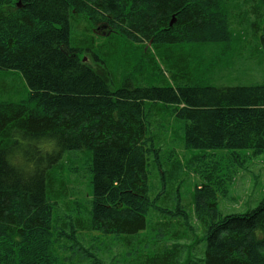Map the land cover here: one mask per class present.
Wrapping results in <instances>:
<instances>
[{"label":"trees","instance_id":"obj_1","mask_svg":"<svg viewBox=\"0 0 264 264\" xmlns=\"http://www.w3.org/2000/svg\"><path fill=\"white\" fill-rule=\"evenodd\" d=\"M222 2L0 0V71L21 72L29 87L27 99L0 102V264H62L59 252L70 248L74 264H104L83 234L133 238L154 219L168 240L138 264H185L188 247L179 241L191 239L193 220L205 232L203 264H264V197L245 213L219 208L239 171L264 153V83L216 86L195 75L183 50L231 44ZM259 14L262 27L252 24L264 55ZM82 17L83 40L73 39ZM100 25L112 35L102 42L93 31ZM113 35L142 47V58L153 48L163 66L149 56L151 73L131 78L125 61L117 76ZM168 117L182 147L201 152L183 162L164 149ZM150 169L161 183L155 197ZM186 170L200 178L190 207L164 203L168 179ZM82 177L85 202L71 187ZM175 225L184 229L168 235Z\"/></svg>","mask_w":264,"mask_h":264},{"label":"rangeland","instance_id":"obj_2","mask_svg":"<svg viewBox=\"0 0 264 264\" xmlns=\"http://www.w3.org/2000/svg\"><path fill=\"white\" fill-rule=\"evenodd\" d=\"M222 1L224 11L230 18L233 40L227 46L214 44L184 46L183 50L190 52L193 72L202 80L213 79V84L216 86L264 83V55L260 54L259 49L257 50L256 28L252 24L257 23L260 27L263 25V17L259 13L264 12V8L260 0ZM255 8L256 12H254ZM79 21L80 29L73 28L72 38L78 37L79 40H83L82 30L88 24L83 17L79 18ZM93 31L98 42L104 41L111 35V31L101 25L96 26ZM113 36H115L113 41L116 43L117 53L112 60V70L117 76L122 72L127 61L128 73L131 74V78L135 75L148 76L151 73L147 61L149 56L156 59L157 65L163 66L153 48H145L146 50L148 49L150 55L142 58L141 55H138V49H142V47L138 46L137 48L136 45L126 42L122 37ZM178 50H181L180 47H178ZM84 60L104 77L108 75V70L102 64L95 63L91 54L85 53ZM155 83L157 82L153 84ZM28 94L29 87L21 72L0 71V102L8 100L20 102L27 99ZM166 128L167 131L162 136L164 149L176 150L183 162L195 152H201V150H185L182 147L179 125L171 117H168ZM74 153L79 158L84 156L81 151H74ZM68 164L69 158H66L65 165ZM77 166L80 169L83 168L81 162H78ZM150 170L151 197H155L160 192L161 183L158 172L154 169ZM72 178L75 179L74 176ZM198 183H200V178L192 170H186L177 178L171 176L168 179L165 192L161 195L162 201L171 206H176L180 202L189 208L192 192ZM71 187L78 192V197L83 202L84 196L85 198L87 196L85 192V177L72 182ZM230 195V198L221 197L219 199V208L224 215L245 213L258 206L264 197V153L251 157L245 167L239 171L231 185ZM155 221L154 219L153 223L151 221L148 222L147 228L133 238H121L115 235H104L101 232H95L83 234L80 237V242L85 248H89L93 253L95 252L104 264H138L140 258L143 260L146 255L152 254L162 246L164 241L168 240V236H160L161 234H158L153 227ZM192 225L194 230L189 234L191 239L179 241V243L186 244L188 247L182 261L185 264H203L206 244L205 232L198 221L193 220ZM179 229L183 230L184 228L178 225L171 227L168 230V235L174 234ZM128 239H130V242ZM74 249L60 250L62 264H74L69 260L71 251Z\"/></svg>","mask_w":264,"mask_h":264}]
</instances>
